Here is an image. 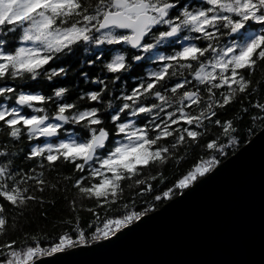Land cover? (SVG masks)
Instances as JSON below:
<instances>
[{
    "label": "snow or ice",
    "instance_id": "1",
    "mask_svg": "<svg viewBox=\"0 0 264 264\" xmlns=\"http://www.w3.org/2000/svg\"><path fill=\"white\" fill-rule=\"evenodd\" d=\"M69 56L77 83L61 86ZM258 68L264 0H0V236L37 208L47 221L58 199L70 213L21 226L0 264L109 241L211 173L245 115L264 127ZM197 145L207 155L161 191L163 168Z\"/></svg>",
    "mask_w": 264,
    "mask_h": 264
},
{
    "label": "water",
    "instance_id": "2",
    "mask_svg": "<svg viewBox=\"0 0 264 264\" xmlns=\"http://www.w3.org/2000/svg\"><path fill=\"white\" fill-rule=\"evenodd\" d=\"M41 259L47 264H264V127L211 173L116 237Z\"/></svg>",
    "mask_w": 264,
    "mask_h": 264
},
{
    "label": "trees",
    "instance_id": "3",
    "mask_svg": "<svg viewBox=\"0 0 264 264\" xmlns=\"http://www.w3.org/2000/svg\"><path fill=\"white\" fill-rule=\"evenodd\" d=\"M9 43H12L11 40H9ZM91 53H84L82 49L78 50L77 57L83 56V57H89ZM78 63V59L74 58L72 56H69L67 59L63 60L61 62V66L64 64H68L70 66L69 69V75L65 78H63L61 81H59V84L61 86L66 85H73L77 83L76 75L72 74L71 68H75ZM90 72H95L96 69H89ZM78 74V73H77ZM264 77V70L257 69L255 73L254 78H262ZM57 86L56 84L45 85V90L50 91L51 87ZM80 87H84L83 81H80ZM75 91V90H74ZM237 107L236 104H234L231 108H228L225 110L224 116H231L235 108ZM252 115L251 112H249L248 115H245L243 119H241L238 124L236 125L237 131L234 133V135L237 136V142L234 145H231L227 149L226 155L221 158V162L236 152L242 145H244L257 131H259L261 127V122L257 120L255 123H253L250 119V116ZM249 129H251L249 131ZM220 134V129L213 127L208 134V138H213L214 136ZM205 139L201 138V143H205ZM221 142L226 143V139H221ZM200 155H207V152H201L199 146H194L190 152L186 155V158L182 160L177 167L174 162H169V164L163 168L164 177L166 178V182L163 184V186L160 188V190H163V187L170 186L175 179L179 178V175L183 174L185 170H187L192 164L196 162V160L199 158ZM126 191V195H127ZM155 192H153V195ZM146 199H151V197H146ZM165 202L164 200H161L158 204L156 209L160 208ZM141 205H137V210H141ZM39 209L37 208L35 211L31 212L29 215L33 217V219L29 222H26L24 218H21L17 229L15 231L11 230V227H9V231L5 236H0V243L5 242L7 239H15L18 236H22V232L20 231V227H23L24 231H36L39 228H43L45 230L51 231V225L58 221L59 219H62L65 216L70 215L68 208L66 207V201L63 199H58L56 202L55 208H49V218L47 221L43 220L42 218L38 217ZM82 218H87L88 214L81 212ZM57 230H60V225H57Z\"/></svg>",
    "mask_w": 264,
    "mask_h": 264
}]
</instances>
